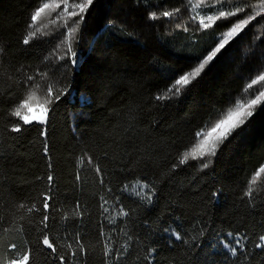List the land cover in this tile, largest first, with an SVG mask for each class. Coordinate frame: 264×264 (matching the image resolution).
Returning a JSON list of instances; mask_svg holds the SVG:
<instances>
[{
    "label": "trees",
    "instance_id": "16d2710c",
    "mask_svg": "<svg viewBox=\"0 0 264 264\" xmlns=\"http://www.w3.org/2000/svg\"><path fill=\"white\" fill-rule=\"evenodd\" d=\"M50 2L0 0V264H264V82L247 88L264 0H94L79 26L63 5L32 16ZM191 3L234 10L208 33ZM242 96L261 106L203 161L195 133ZM34 107L45 124L23 123ZM135 183L148 200L124 193Z\"/></svg>",
    "mask_w": 264,
    "mask_h": 264
},
{
    "label": "snow or ice",
    "instance_id": "6c2138e0",
    "mask_svg": "<svg viewBox=\"0 0 264 264\" xmlns=\"http://www.w3.org/2000/svg\"><path fill=\"white\" fill-rule=\"evenodd\" d=\"M63 7V12H67L69 17H79V20L76 21L77 26L83 22L85 15L88 13L89 9L94 5V0H80V2L72 5V11L69 12L68 0H51L50 3H44L41 7L37 8L35 13L32 16H35L37 19L41 16L46 9H51L53 12L56 9ZM262 12H264V6H262ZM258 14L257 16H259ZM164 17H171L172 13L169 11L163 12ZM255 17L253 20H255ZM149 21H154L157 19L156 12H150L147 16ZM244 26L248 25L247 21H242ZM243 27H240L239 24H235L231 32H227L218 43H222L220 51H222L226 45L229 44L230 38L234 37ZM76 28L69 30L70 36L76 31ZM35 36V33L29 34V40ZM218 55L217 52L212 53L211 58H215ZM208 61L205 60L198 68H195L191 72H186L175 79L172 83L167 86L166 94H162L156 97L159 100L169 99L171 97H179L184 90H186L193 81L199 78L201 70L204 68V64H207ZM259 82H264V74L257 76L253 79L248 85L247 88L251 89L254 85ZM174 94V96H173ZM261 106L259 99H249L246 103L244 101H237L234 108H228L218 120L212 123L210 126L204 130L197 131L195 133L197 142L196 149H199L201 145H206L203 152L207 155H215L216 151L223 140L228 137L235 129L240 128L250 117H252L256 110ZM256 182V181H254ZM250 194V193H249ZM12 264H21L20 260H12Z\"/></svg>",
    "mask_w": 264,
    "mask_h": 264
},
{
    "label": "rangeland",
    "instance_id": "374dc122",
    "mask_svg": "<svg viewBox=\"0 0 264 264\" xmlns=\"http://www.w3.org/2000/svg\"><path fill=\"white\" fill-rule=\"evenodd\" d=\"M142 1L148 7L151 8L153 3L160 6L164 0H142ZM169 7L170 6L167 4L162 5V6L158 7L160 9L158 11L167 10V9H169ZM191 7H192L191 18L194 19L195 22H197L200 25V27L205 32H208V33L212 31V26H213V24L217 18L221 17L222 15L229 14V13L233 12V10H234L233 7H227V6H223V5H210V6L204 7V6L197 4V3H191ZM239 25H240V27H243V28L245 27L242 22ZM234 26H231L230 28L221 29L220 33H215V35L212 36L213 39H215V42L218 43L219 39H221L227 32H231L232 28ZM243 28L234 37L230 38V40H232L237 35H239V33L243 30ZM222 43L223 42L218 43L217 47L213 51H215L216 49H220ZM244 100H246V96L245 97L242 96L237 101H244ZM82 101H83V98H82ZM237 101H235L234 107H235ZM244 102L246 103V101H244ZM46 120H47V111L43 107L31 108L28 111L27 115L23 116V118H22V121L24 124L36 123V124H42L43 125L46 123ZM204 147H206V145H201L199 148L200 154L202 155L201 159L203 161L207 160V156H208L207 154H204L203 151H201V149H203ZM124 193L131 198H135V199H139V200H148L150 198L149 188L144 183L132 184V185H130L124 189ZM261 244L264 245V238L262 239ZM225 248L229 252L232 251L230 246H225ZM14 260H20L21 264L26 263V257L23 256V254H21V253H16Z\"/></svg>",
    "mask_w": 264,
    "mask_h": 264
}]
</instances>
